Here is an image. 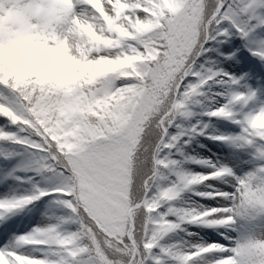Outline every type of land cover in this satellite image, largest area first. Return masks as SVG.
Listing matches in <instances>:
<instances>
[{
	"label": "snow or ice",
	"instance_id": "6c2138e0",
	"mask_svg": "<svg viewBox=\"0 0 264 264\" xmlns=\"http://www.w3.org/2000/svg\"><path fill=\"white\" fill-rule=\"evenodd\" d=\"M234 37L264 65V0H0V264H264V68Z\"/></svg>",
	"mask_w": 264,
	"mask_h": 264
},
{
	"label": "rangeland",
	"instance_id": "374dc122",
	"mask_svg": "<svg viewBox=\"0 0 264 264\" xmlns=\"http://www.w3.org/2000/svg\"><path fill=\"white\" fill-rule=\"evenodd\" d=\"M220 51L221 52H228V51H233L237 48H239V52L237 55H240V53L246 54L247 57L251 58V61L255 62V64L258 66V68H264V65H260V62L256 59V57L252 56L250 52L247 51L245 47L242 46L240 38L239 37H234L230 41H223L219 45ZM222 60H224V63L222 64L223 67H225L226 70L229 71H249L250 69L248 67H241V65L244 64V61L241 60L240 65H237L236 68H232L229 66V63L234 64L235 62H229L225 60L224 57H221ZM239 71H237V74H239ZM256 78H264V74H261L258 72ZM203 119L207 120L209 119L208 117H203ZM213 124H215L217 127L224 129V126L227 124L226 121H217L213 118ZM212 128H209L208 131H212ZM196 142L200 143V145H196ZM201 145H205V147H201ZM219 148V142L209 140L205 136H197L192 139L191 143L186 145L184 147V151L186 154H194V155H209L210 152H217ZM186 167L200 171L202 170L199 165L195 163H188L186 164ZM193 199L199 200V197H193ZM194 231H201L199 228H196L195 226H191ZM203 232H211V229H204L202 230Z\"/></svg>",
	"mask_w": 264,
	"mask_h": 264
}]
</instances>
